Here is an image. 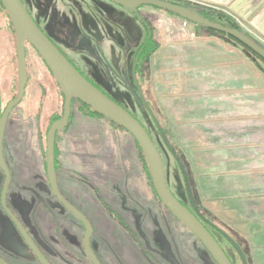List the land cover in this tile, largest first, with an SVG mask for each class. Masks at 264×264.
I'll return each instance as SVG.
<instances>
[{"label":"rangeland","instance_id":"obj_1","mask_svg":"<svg viewBox=\"0 0 264 264\" xmlns=\"http://www.w3.org/2000/svg\"><path fill=\"white\" fill-rule=\"evenodd\" d=\"M97 1L23 0L36 22L61 48H66V42L77 48L80 43H74L75 39L95 38L91 32ZM201 8L189 9L203 10L215 16L220 24L234 25L238 30L242 26L253 41L264 47V37L253 32L249 25H238L224 15L230 12L226 8ZM138 13L150 19L159 47L139 67L137 84L132 76L134 62L147 30L136 12L134 17L143 28L144 38L130 52L128 63L112 68L115 74L105 71L109 66L96 72L94 66H85L88 60H71L145 126L164 158L169 187L191 208L183 173L147 109L145 102L148 103L185 165L194 203L201 214L234 239L238 238L237 241L242 239L240 244L246 249L248 264H259L255 253L249 249L251 244L243 241L247 237L235 227V220L241 221L236 216L237 211L226 210L236 203L229 204L226 198L227 187L220 179L223 165L220 161L228 147L264 145V92L255 87L257 81H264V61L230 36L197 27L190 21L185 25L187 19L160 8L145 5ZM130 30L133 35L128 31L123 33L129 41H134L138 30L133 26ZM210 40L221 45L208 44L206 41ZM34 49L27 41L26 93L11 111L4 130L6 152H15L16 146L30 152L32 169L21 172L25 174L22 177L27 180L25 183L30 184L25 185L24 197L17 196L19 211L55 264H91L83 248V225L69 212L62 215L64 212L59 210L48 190L45 141L51 124L63 116L64 95ZM15 50L13 25L0 7L3 109L18 92ZM159 54L165 64L161 70H158ZM87 63L90 64V60ZM210 97L216 102L210 104ZM72 108L69 126L57 133V177L68 196L91 221L94 230L90 247L102 264H217L204 245L173 217L157 196L148 164L134 137L104 117L89 115L81 102L75 101ZM233 198L242 200L244 197ZM46 205L56 212V220L47 213ZM247 205L249 214L252 204ZM208 229L232 262L243 264L227 239L212 227ZM15 242L24 249L20 238ZM28 253L25 249L24 255Z\"/></svg>","mask_w":264,"mask_h":264},{"label":"water","instance_id":"obj_2","mask_svg":"<svg viewBox=\"0 0 264 264\" xmlns=\"http://www.w3.org/2000/svg\"><path fill=\"white\" fill-rule=\"evenodd\" d=\"M7 13L13 23L16 35V53L18 61V92L6 108L3 110L0 93V168L6 174V182L4 185L1 204L5 212L15 224L19 234L24 239L27 246L33 251L41 264H51L38 249L37 245L29 235L26 228L20 220L13 214L6 204V193L10 183V172L5 164L3 157V142L6 130L8 117L13 108L20 103L26 93V86L29 80L27 70V41L35 48L38 54L44 60L53 76L56 78L64 94V111L63 116L54 121L46 136V171L49 185L54 195L75 217L80 221L85 229L83 248L89 258L91 264H102L91 246V237L93 235V225L83 212L73 207L71 203L61 195L56 170V136L61 130L69 126L73 100H79L87 106L91 107L96 114L102 115L104 118L115 123L117 126L129 132L137 143L140 145L142 152L148 162L151 177L155 191L159 199L165 207L172 213L181 224H183L196 238L204 245L209 255L216 261L217 264H234L227 252L207 228L203 218L193 213L185 204L176 197L174 192L168 185L166 178L165 161L161 151L150 137L145 126L135 118L128 110L120 106L114 100H111L107 95L95 87L81 72L73 65L65 54L51 41L45 32L38 25L23 0H1ZM124 8L136 12L139 8L145 5L164 8L178 12L185 19H190L203 25L208 29H213L218 32L225 33L239 41L243 42L255 53L264 59V47L241 31L233 27L226 26L210 19L200 16L197 13L187 10L178 4L165 2L161 0H111ZM0 264H7L1 262Z\"/></svg>","mask_w":264,"mask_h":264},{"label":"crops","instance_id":"obj_3","mask_svg":"<svg viewBox=\"0 0 264 264\" xmlns=\"http://www.w3.org/2000/svg\"><path fill=\"white\" fill-rule=\"evenodd\" d=\"M161 1L170 2L171 4L183 3L186 4L188 8L194 9H202L200 6L201 3L226 8L233 15L239 17L245 22V24L249 25L253 32L264 37V0ZM96 4L98 6L96 5V9L93 11L95 12V19L93 20L94 28L91 32L95 38L87 40L82 39L84 41H82L81 38L77 40L75 39L74 43L75 41L80 43L77 48L68 42L65 43L66 48H60L64 50V52L66 50L65 54L72 60L74 58L77 60H81L82 58L84 59L83 61L90 60L91 63L88 64L87 61L85 62V66L88 68L94 66L93 68H95L96 72H100L99 70L103 71V66H109L105 71H108L107 73H109V75H113L115 74L112 70L113 67L124 66L126 61L127 63L129 62V59L131 58L130 52L134 50L144 38L143 28L139 26L137 19L134 17L135 12L126 9L121 5L118 6V4L109 0H98ZM131 26L134 27V30H138L135 33L137 40L135 39L134 41H129L127 39V34L123 33L124 31L132 33L130 30ZM204 36H207V34H204ZM206 42L214 46L221 45L219 43L217 45V43H214L215 41L212 42L211 40ZM161 54L163 55L162 52ZM162 58L163 56H160L159 54L158 70H161L162 66L165 65ZM99 60H104L105 63H102ZM107 61L112 63L109 65L106 63ZM76 64L79 66L77 62ZM81 72L86 73L83 70H81ZM90 73L94 74L92 71H90ZM132 76L136 82L134 72L132 73ZM255 87L264 92V81H257ZM138 90L140 91L139 88ZM140 96H142L141 91ZM208 102L212 104L216 102V100L210 97ZM225 152V157L220 161L221 164H223L220 168V179L221 181L224 180V186L227 187L226 198L229 201V204L236 203V205L227 206L226 210L230 213L237 211L236 216L241 218V221L235 220V227L237 230H242V234L247 237L243 241L251 244L249 249L255 253V259L259 260V264H264V145H258L256 147H228L225 149ZM236 195L244 198L242 200L237 198L234 199L233 196ZM248 202H251L252 204L251 212L249 214L247 213L249 211V208L247 207ZM221 229L224 230L223 228ZM243 230L245 231L243 232ZM224 232L228 235L229 240L238 244L239 251L236 248L234 249L237 254H239L243 264H245V262L248 264L244 252L246 249L240 244L242 239L241 241H237L238 238L234 239V237L228 232L225 230ZM239 232L236 231V233L241 236L242 234ZM229 240L227 239L231 244ZM240 251L243 253L245 260L241 256Z\"/></svg>","mask_w":264,"mask_h":264},{"label":"flooded vegetation","instance_id":"obj_4","mask_svg":"<svg viewBox=\"0 0 264 264\" xmlns=\"http://www.w3.org/2000/svg\"><path fill=\"white\" fill-rule=\"evenodd\" d=\"M45 34L58 47V49H60V46L57 45L55 43V41L46 32H45ZM60 50L65 54V52L62 49H60ZM65 56L67 57L66 54H65ZM4 138H5V136H4ZM14 151L15 152L10 153L8 151L6 152V150L3 149L4 161H5V164H6L8 170L10 172V183H9L7 193H6L7 207L10 208V210L13 212V214L20 220V222L26 228L29 235L31 236V238L35 242V245H37L38 249L42 252L44 257L51 264H55L54 260H52L50 258L46 249H44L43 245L39 242V240H37L36 236L26 226V224L23 221L24 214H22V212L19 211V207H18L19 202H18L17 196L22 195L24 197L23 194L25 192V190H24L25 185L30 184V183H25V182H27V180H24V178H22V177H25V174H23L21 172L26 171V170H28V171L31 170L32 165H31V162L29 161L30 160V152L27 153V151L22 150L21 148H19V146H16ZM24 159H28V161H26ZM56 170H57V167H56ZM57 181H58V186H59V190H60L61 195H63L64 198L67 199V201L73 205V207L78 208L75 205L74 201L68 196L66 188L60 184L58 177H57ZM5 182H6V174L0 168V263L3 261L7 264H41L40 262H38L39 260L37 259V257L33 253V251L27 246L24 239L19 234L15 224L13 223L11 218L8 216V214L5 212V210L2 207L1 197H2ZM48 188H49L48 190H49V193L52 197V200L55 201V203H57V207H59V210L61 212H64V213H62V215L69 212L73 217H75L67 208H65V206L54 195V193H53V191L49 185V182H48ZM27 196L25 195V197H27ZM29 202L30 201H27V203H29ZM46 211H47V213H49L51 215V218H54V220L57 219L56 212L53 211V209L51 207H49L48 205H46ZM4 221H5V223H4ZM77 221H78V219H77ZM10 231L14 234L16 233L15 235H16L17 239L20 238L23 241L24 249L20 248L19 245H17L18 247L16 246L15 235H12V233H9ZM64 244H65V242H64ZM25 249L29 252L28 255H24Z\"/></svg>","mask_w":264,"mask_h":264},{"label":"trees","instance_id":"obj_5","mask_svg":"<svg viewBox=\"0 0 264 264\" xmlns=\"http://www.w3.org/2000/svg\"><path fill=\"white\" fill-rule=\"evenodd\" d=\"M179 6H181V7H183V8H185V9H187V10H191V9H189V8H187V6H186V4H183V3H177ZM0 7L3 9V10H5L6 11V9H5V7H4V5H3V3H2V1L0 0ZM153 7H155V6H153ZM155 8H158V7H155ZM160 9H162V10H164V11H166V12H169V13H172V14H175V15H177V16H179V17H182L183 19H184V17L183 16H181L178 12H175V11H171V10H168V9H164V8H160ZM191 11H193V10H191ZM7 12V11H6ZM193 12H195V13H197L198 15H200V16H203V17H206V18H208V19H210L211 21H214V22H217V23H220L217 19H216V17L215 16H213L212 14H209V13H206V12H204L203 10H196V11H193ZM8 14V13H7ZM136 14H137V16H138V18L139 19H141V21H142V23L144 24V27L146 28V32H147V36H146V39H145V41L143 42V44L140 46V48H139V50H138V53H137V55H136V60H135V62H134V76H135V80L138 82V80H137V74H138V71H139V67L143 64V62L144 61H146L147 59H149L156 51H157V49H158V47H159V42L157 41V38H156V36H155V34H154V30H155V28L151 25V21H150V19H148L147 17L145 18L144 16H142V15H140L139 13H138V10L136 11ZM8 16H9V14H8ZM9 18H10V16H9ZM10 20H11V18H10ZM188 21H190L192 24H194V25H196L197 27H205V26H203V25H199L198 23H196L195 21H193V20H190V19H187ZM11 23H12V21H11ZM222 24V23H221ZM12 25H13V23H12ZM227 26V25H226ZM230 27H233L234 29H237V27L236 26H234V25H232V26H230ZM14 28V27H13ZM206 28V27H205ZM210 30H212V31H215L216 32V30H213V29H210ZM238 30V29H237ZM218 32V31H217ZM220 33H222V32H220ZM223 34H225V33H223ZM227 35V34H226ZM228 36H230V35H228ZM231 38H233L234 40H236V41H239L237 38H234V37H232V36H230ZM239 43L240 44H242L244 47H246L248 50H250L253 54H255L256 56H258L260 59H262L263 61H264V59L261 57V56H259L257 53H255L251 48H249L247 45H245L243 42H241V41H239ZM69 60H70V62L72 63V64H74L73 62H72V60L70 59V58H68ZM75 67L81 72V70L75 65ZM81 74H83L95 87H97L100 91H102L105 95H107L109 98H111V100H114V98L113 97H111L109 94H107L105 91H103L100 87H98L99 85L97 84V83H95L87 74H85V73H83V72H81ZM63 93V92H62ZM64 95V94H63ZM75 101H78V102H81V101H79V100H76V99H74L73 100V103L75 102ZM116 103H118L120 106H122L123 108H125L126 110H128L125 106H123L121 103H119L118 101H116V100H114ZM82 103V102H81ZM83 104V106L84 107H86V109L88 110V114L89 115H92V116H99V117H103L102 115H100V114H96V112L94 111V110H92V108L91 107H89V106H87L86 104H84V103H82ZM145 105H146V107H147V109H148V111H150V114H151V116H152V118H153V120H154V122H155V124H156V126H157V128L159 129V131H160V133H161V135H162V137H164L163 139L165 140V142H166V144H167V146H168V148H169V150L171 151V153L175 156V158H176V160H177V162H178V164H179V167H180V169H181V171H182V173H183V176H184V178H185V181H186V185H187V190H188V192H189V196H190V199L192 200V207L190 208L189 207V209L191 210V211H193V213H195V214H197V216H199L200 218H203V219H205L204 220V222H205V224H206V226H207V228H209V226L210 227H212L213 229H215L217 232H219L222 236H224L225 238H227L228 240H229V237H228V235L224 232V230H222L221 228H220V226H218V225H216L215 223H213L211 220H209V219H207V218H205L202 214H201V212L198 210V207H197V205L194 203V199H193V193H192V189H191V185H190V183H189V175H188V172H187V170H186V168H185V165L183 164V162L180 160V157L177 155V153L175 152V150L172 148V146H171V144H170V142H169V140H168V137H167V135H166V133H165V130L162 128V126L160 125V123H159V121H158V119H157V117H156V115L154 114V112L152 111V109L149 107V105H148V103L147 102H145ZM73 109V108H72ZM129 111V110H128ZM130 112V111H129ZM131 113V112H130ZM135 118H137L133 113H131ZM71 117H72V115H71ZM138 119V118H137ZM54 120H56V119H54ZM139 120V119H138ZM110 121V120H109ZM111 122V121H110ZM113 125H115L116 127H119V126H117L115 123H113V122H111ZM121 128V127H120ZM123 129V128H122ZM129 133V132H128ZM150 134V133H149ZM150 137H152V136H150ZM153 139V138H152ZM136 141V140H135ZM136 143H137V141H136ZM137 145H138V147L140 148V152L141 153H143L142 152V149H141V147H140V145L137 143ZM56 151H57V136H56V146H55V154H56ZM143 157L145 158V156H144V154H143ZM146 159V158H145ZM146 162H147V160H146ZM147 164H148V162H147ZM56 167H57V155H56ZM148 167H149V165H148ZM149 170H150V168H149ZM152 183H153V179H152ZM153 186H154V184H153ZM155 191V190H154ZM156 194H157V192H156ZM158 196V195H157ZM182 203V202H181ZM184 204V203H183ZM171 213V212H170ZM172 214V213H171ZM230 242H231V244L233 245V247L234 248H236L237 250H238V244H236L234 241H232V240H229ZM239 251V250H238ZM240 254H241V256L243 257V259L245 260V258H244V255H243V253L240 251ZM245 264H246V262H245Z\"/></svg>","mask_w":264,"mask_h":264},{"label":"built area","instance_id":"obj_6","mask_svg":"<svg viewBox=\"0 0 264 264\" xmlns=\"http://www.w3.org/2000/svg\"><path fill=\"white\" fill-rule=\"evenodd\" d=\"M200 5H201V6H204V7H206V8H207V7H210V6L213 7V6L210 5V4H202V3H201ZM224 15H227V16H228L230 19H232L236 24H238V25L241 24V25H243V26H246V24H244L243 21H242L239 17H237V16H235V15H232L231 12H229L228 14L225 13ZM188 22H189L188 20H185V21H184V24L187 25ZM239 28H240L241 31H243L244 33L247 34V32L245 31V29L242 28V26H240Z\"/></svg>","mask_w":264,"mask_h":264}]
</instances>
